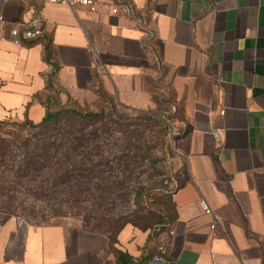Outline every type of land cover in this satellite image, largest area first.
Listing matches in <instances>:
<instances>
[{"label": "crops", "instance_id": "obj_1", "mask_svg": "<svg viewBox=\"0 0 264 264\" xmlns=\"http://www.w3.org/2000/svg\"><path fill=\"white\" fill-rule=\"evenodd\" d=\"M94 1L91 11L0 0V125L41 119L56 87L134 110L164 103L182 162L170 223L152 233L124 224L111 244L11 217L0 222V264H117L115 250L127 264H264V0ZM35 14L42 36L14 39L11 27ZM200 199L219 217L214 232ZM159 246L164 261L153 263Z\"/></svg>", "mask_w": 264, "mask_h": 264}, {"label": "rangeland", "instance_id": "obj_2", "mask_svg": "<svg viewBox=\"0 0 264 264\" xmlns=\"http://www.w3.org/2000/svg\"><path fill=\"white\" fill-rule=\"evenodd\" d=\"M43 106L46 113L56 114L52 122L30 127L41 119L6 121L0 125V140L13 139L20 144L22 139H39L42 134L41 138L49 136L55 142L74 141L81 129L86 149L99 148L83 157L70 156L74 166L83 159L84 176L75 172L68 183L52 187L41 180L42 175L17 186L11 204L0 205V222L14 217L31 225H69L106 235L130 223L155 232L171 213L168 193L178 185L182 166L174 146L179 126L167 105L134 110L107 93L80 101L56 87ZM65 128L71 132L67 137ZM62 159L57 156L53 161ZM10 174L0 173V181Z\"/></svg>", "mask_w": 264, "mask_h": 264}, {"label": "trees", "instance_id": "obj_3", "mask_svg": "<svg viewBox=\"0 0 264 264\" xmlns=\"http://www.w3.org/2000/svg\"><path fill=\"white\" fill-rule=\"evenodd\" d=\"M45 58L47 60L50 58L48 49H46ZM55 115V113L45 112L39 124L32 125L30 123L29 126L44 127V125H48L55 119ZM94 115L99 117L98 114ZM64 132V137H67V134L71 133L70 130H66V128L64 129ZM78 132L79 135L74 138V141H70L68 139L62 141L61 139L55 142V140H50L49 136L41 138L42 134L37 137L39 139H22L20 144H17V141L13 139H1L0 173L4 174L5 171H8L11 174L8 178H4L0 181V205H10L11 203L9 201L15 198V189L17 186H20L25 181L34 182L42 175L44 178L41 180H45L44 182L48 181L52 187L68 183L71 176H73V173L75 172L78 173L79 176H84L81 174L82 168L85 166L83 164V159L79 162L81 166H74L70 156L76 154L83 157L97 151L99 147L97 145H93L90 149H86V145L84 144L85 138L83 137L82 130L78 129ZM57 156L63 157L59 163L55 160L53 161V159ZM55 164H58L57 168L54 167ZM82 164L84 166H82ZM92 170H94V168ZM170 192L168 194H170ZM170 205L171 204L168 201L167 209L169 210H171ZM170 215L171 213L165 219H162L160 227H158L157 230H164L168 226L171 220ZM122 226L123 225L119 226L117 231H112L111 234L113 235H107L111 244L115 243V235ZM89 231L94 232V230ZM115 254L117 257V264H127V257L123 253L115 250Z\"/></svg>", "mask_w": 264, "mask_h": 264}, {"label": "built area", "instance_id": "obj_4", "mask_svg": "<svg viewBox=\"0 0 264 264\" xmlns=\"http://www.w3.org/2000/svg\"><path fill=\"white\" fill-rule=\"evenodd\" d=\"M49 2L53 3H63L73 9L74 7L80 5L88 7L89 10L94 11L96 2L94 0H47ZM121 8L124 12L128 13L130 12V8L126 5H121ZM114 12L117 11V8L115 7L113 9ZM3 15L0 13V22H3ZM44 20L40 14H35L32 17H30L28 20L18 22L14 24L10 29V35L18 40V41H24V40H32L37 39L42 36L43 34V26ZM199 207L201 208L202 212L206 215H208L211 218L210 223V230L212 232L216 231L219 227L220 220L216 213L212 211L210 206L206 203L204 199L199 200ZM173 231H169V234H172ZM159 255H155L151 258V262L153 263H160L163 262L164 259L162 255L166 253V248L164 246L158 247Z\"/></svg>", "mask_w": 264, "mask_h": 264}]
</instances>
